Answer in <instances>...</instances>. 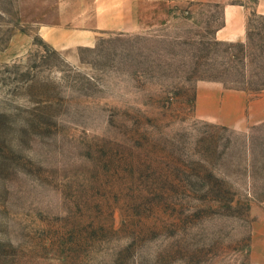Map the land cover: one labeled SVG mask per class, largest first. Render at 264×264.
Here are the masks:
<instances>
[{
	"label": "rangeland",
	"instance_id": "obj_1",
	"mask_svg": "<svg viewBox=\"0 0 264 264\" xmlns=\"http://www.w3.org/2000/svg\"><path fill=\"white\" fill-rule=\"evenodd\" d=\"M53 2L0 0V264H264V124L195 115L202 81L264 89V16L229 44L220 6L158 5L72 64Z\"/></svg>",
	"mask_w": 264,
	"mask_h": 264
},
{
	"label": "crops",
	"instance_id": "obj_2",
	"mask_svg": "<svg viewBox=\"0 0 264 264\" xmlns=\"http://www.w3.org/2000/svg\"><path fill=\"white\" fill-rule=\"evenodd\" d=\"M163 4L220 6L223 24L214 38L229 44L247 42L252 12L264 16V0H257L253 8L247 0H54L53 4H43L39 35L51 49L77 64L81 61L80 50L93 47L101 33L133 34L154 29L159 23L148 20L149 11ZM195 115L229 130L248 133L264 124V91L253 98L245 91L225 88L221 82L202 81L195 91Z\"/></svg>",
	"mask_w": 264,
	"mask_h": 264
},
{
	"label": "trees",
	"instance_id": "obj_3",
	"mask_svg": "<svg viewBox=\"0 0 264 264\" xmlns=\"http://www.w3.org/2000/svg\"><path fill=\"white\" fill-rule=\"evenodd\" d=\"M238 90H242V91L247 92V90H245V89H238ZM263 91H264V89H262L261 91H259L258 93H256V94L254 95V97H258Z\"/></svg>",
	"mask_w": 264,
	"mask_h": 264
}]
</instances>
